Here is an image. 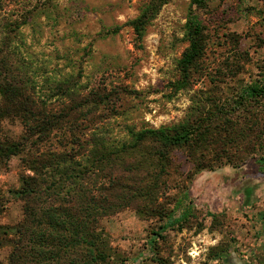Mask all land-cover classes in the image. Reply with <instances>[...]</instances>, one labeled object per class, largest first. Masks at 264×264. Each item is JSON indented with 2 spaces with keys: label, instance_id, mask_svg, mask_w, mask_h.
<instances>
[{
  "label": "trees",
  "instance_id": "1",
  "mask_svg": "<svg viewBox=\"0 0 264 264\" xmlns=\"http://www.w3.org/2000/svg\"><path fill=\"white\" fill-rule=\"evenodd\" d=\"M210 1L192 0L185 25L189 45L177 62L179 77L170 84L174 93L193 91L186 116L160 128L129 126V139L120 145L93 130L105 115L99 116L101 108L114 112L120 91L88 90L81 76L71 75L52 89L50 97L62 99L52 107L36 98L32 78L14 61L12 41L27 22L4 26L0 121L17 119L25 134L21 141L0 140V164L23 155L30 172L21 175L13 192L23 202V218L11 233L9 264H126L101 226L104 218L132 209L144 220L167 221L155 233L162 237L177 225L183 230L195 216L186 208L175 218L182 201L170 209L171 190L195 184L203 173L238 170L250 161L264 175V66L256 77L248 76L252 56L236 33L226 36L227 52L206 64V27L196 11ZM169 2L149 0L129 22L137 40ZM58 134L62 150H42ZM225 252L215 250L210 259L219 262Z\"/></svg>",
  "mask_w": 264,
  "mask_h": 264
},
{
  "label": "rangeland",
  "instance_id": "2",
  "mask_svg": "<svg viewBox=\"0 0 264 264\" xmlns=\"http://www.w3.org/2000/svg\"><path fill=\"white\" fill-rule=\"evenodd\" d=\"M148 1L1 0L0 44L6 24L27 22L13 38L14 61L32 78L36 98L47 100L54 108L62 99L50 97L52 89L71 75L81 76L80 84L88 90L120 91V99L112 106L114 112L101 108L99 116L105 115L93 126L94 131L107 134L112 144L120 145L129 139V126L138 130L169 126L183 120L191 106L193 91L174 93L170 84L179 77L177 62L189 45L185 25L192 0H170L149 23L143 39L137 40L129 22L141 14ZM196 13L206 27V64L227 52L226 36L236 33L242 39L241 48L252 56L248 76L256 77L264 66V0H211L206 9ZM204 85L205 81L195 90ZM24 134L17 119L0 121V140L21 141ZM59 137L43 144L42 150L61 151ZM244 166L258 168L255 161ZM190 169L186 166L185 174ZM25 173L30 172L23 155L0 164V264H9L11 233L23 218V202L13 192ZM201 185V181L182 184L169 192L170 209L182 201L175 218L186 208L194 211L183 230L177 225L157 237L155 233L167 221L144 220L132 209L101 221L126 264H158L160 258L166 264H229L233 254H249L250 264L261 261L255 248L264 234V194L247 203L232 196L227 205H219L220 201L212 204L206 185ZM212 214L217 217L213 219ZM262 241L264 245V238ZM223 248L227 251L223 260L210 259L215 250Z\"/></svg>",
  "mask_w": 264,
  "mask_h": 264
},
{
  "label": "crops",
  "instance_id": "3",
  "mask_svg": "<svg viewBox=\"0 0 264 264\" xmlns=\"http://www.w3.org/2000/svg\"><path fill=\"white\" fill-rule=\"evenodd\" d=\"M257 169L253 170L250 166H244L243 168L237 170L239 171V173L233 172L236 170L232 169H221L216 172H206L200 176L196 183L198 181H201V186L206 185L207 192L209 193L208 196L211 200H213L212 204L220 201L219 205L221 203L222 205H227L228 202L232 199V196H235L237 199H241L243 203H247L254 196L257 200L264 194V176L260 174L261 172H258ZM227 171H230V173H227ZM249 172H252L253 174L257 173V175H259L258 177H256L250 174V176L249 174H247ZM230 174L234 175L231 176ZM247 207H251L249 203L247 204ZM262 229L264 232V226ZM263 238L264 234L262 240ZM262 240H260V243L256 244L257 248H255L257 253L261 255L257 256L256 258L261 257V261L255 260L254 263L251 264H264V258H262V256H264V245L261 244V242H263ZM241 251L243 253L245 252L243 249H241ZM249 257V254H243L241 256L233 254L227 262L229 264H250L248 261Z\"/></svg>",
  "mask_w": 264,
  "mask_h": 264
}]
</instances>
